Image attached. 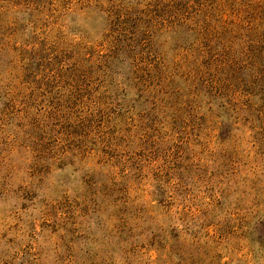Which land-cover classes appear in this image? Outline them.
I'll use <instances>...</instances> for the list:
<instances>
[{"label":"rangeland","instance_id":"rangeland-1","mask_svg":"<svg viewBox=\"0 0 264 264\" xmlns=\"http://www.w3.org/2000/svg\"><path fill=\"white\" fill-rule=\"evenodd\" d=\"M0 264H264V0H0Z\"/></svg>","mask_w":264,"mask_h":264}]
</instances>
